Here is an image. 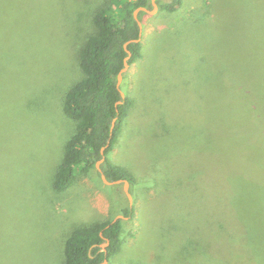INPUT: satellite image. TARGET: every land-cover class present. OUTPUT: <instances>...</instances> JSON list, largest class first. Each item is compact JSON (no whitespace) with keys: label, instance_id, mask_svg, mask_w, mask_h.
I'll use <instances>...</instances> for the list:
<instances>
[{"label":"rangeland","instance_id":"obj_1","mask_svg":"<svg viewBox=\"0 0 264 264\" xmlns=\"http://www.w3.org/2000/svg\"><path fill=\"white\" fill-rule=\"evenodd\" d=\"M110 1L0 0V264H64L73 228L125 208L105 264H264V0L143 15L121 84L135 103L108 154L133 202L97 165L53 187L76 130L65 95Z\"/></svg>","mask_w":264,"mask_h":264},{"label":"trees","instance_id":"obj_2","mask_svg":"<svg viewBox=\"0 0 264 264\" xmlns=\"http://www.w3.org/2000/svg\"><path fill=\"white\" fill-rule=\"evenodd\" d=\"M183 0H157L160 7L175 11ZM140 6L151 7L149 0H111L94 15V31L80 49L79 61L83 77L66 93L64 111L75 120L76 130L66 143L65 154L53 180L56 190L64 191L73 185L81 172H88L102 158L101 148L108 145L101 168L109 180L128 179L132 176L122 167L113 164L108 154L113 150L124 118L135 103L126 94L122 98L117 87L118 74L128 55L124 44L141 36V29L134 17ZM146 11L141 10L142 21ZM132 66L142 57V41L129 43ZM125 75V74H124ZM121 88L124 90L123 86ZM119 100L122 103L117 104ZM118 117L112 130V121ZM133 216L132 209L123 210ZM134 212V211H133ZM114 218L79 224L73 228L65 242L64 264H100L119 252L123 240L124 220ZM128 226V223H126ZM109 239L106 250L101 246Z\"/></svg>","mask_w":264,"mask_h":264},{"label":"water","instance_id":"obj_3","mask_svg":"<svg viewBox=\"0 0 264 264\" xmlns=\"http://www.w3.org/2000/svg\"><path fill=\"white\" fill-rule=\"evenodd\" d=\"M152 3H153V9L150 10L148 7H145V6H140L138 8L135 9L134 11V17L135 19L138 21L139 23V26H140V29H141V36H142V21L140 20L139 18V13L141 10L143 11H146V12H152L154 11L155 9H158L159 5L157 3V0H152ZM141 36L140 38H137V39H131V40H128L125 44H124V47L128 53V55L125 57L124 59V66L122 67V69L120 70L119 74H118V82H117V87L119 88L120 92H121V95H122V98H125L126 97V92L121 88V84H122V81H123V77H124V74L127 72V70L130 68V63H129V60L132 56V52L128 49V45L129 43L133 42V41H140L141 40ZM123 100H119L117 102V104L119 103H122ZM118 117H115L112 121V130L114 129L115 125H116V121H117ZM108 145H105L101 148V153H102V158L100 160L97 161L96 165L98 166V168L100 169L101 171V174H102V178L107 182V183H120V182H124L125 184V188H126V193L128 195V197L130 198V200L133 202V196H132V193L131 191L129 190V186H130V181L128 179H117V180H109L106 176V174L103 172L102 168L100 167V163H102L104 160H105V151L107 149ZM129 217V216H128ZM124 215H118L116 216L114 219H113V222H116L119 218H128ZM109 244V239L106 240V242L102 243L101 246L106 250V246ZM108 262V259L106 258L103 262H101L100 264H105Z\"/></svg>","mask_w":264,"mask_h":264},{"label":"crops","instance_id":"obj_4","mask_svg":"<svg viewBox=\"0 0 264 264\" xmlns=\"http://www.w3.org/2000/svg\"><path fill=\"white\" fill-rule=\"evenodd\" d=\"M131 184V183H130ZM131 187H132V184H131ZM151 192V191H150ZM132 231V230H131Z\"/></svg>","mask_w":264,"mask_h":264}]
</instances>
